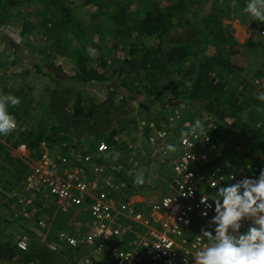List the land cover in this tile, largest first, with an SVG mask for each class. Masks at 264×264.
Masks as SVG:
<instances>
[{
    "label": "trees",
    "instance_id": "16d2710c",
    "mask_svg": "<svg viewBox=\"0 0 264 264\" xmlns=\"http://www.w3.org/2000/svg\"><path fill=\"white\" fill-rule=\"evenodd\" d=\"M20 1L0 0V27L3 23L11 22V18L17 20L21 17L22 12L18 9ZM76 1L79 0H42L52 15L43 21L38 32L43 40L53 39L51 44L57 53L60 54L65 46L67 52L69 50V54L75 56L76 65L72 74L64 72L61 66L54 63L48 65L52 72L65 77L73 85L62 87L60 81H55L58 92L50 98L44 116L45 120L55 122L25 133L21 126L28 115L27 106L21 101L24 100V90H16L5 79L0 80L3 93L10 92L22 98L18 106L9 108L18 125L7 135L6 142L10 146L16 148L25 142L26 148L37 150L38 156L41 152L39 149L45 148L50 160L56 163L60 162V157L70 160L72 154L82 149L83 156L92 155V162L107 169L105 174L111 177L115 186L120 187L123 198L144 194L149 188L147 177L144 175L143 185L133 183L141 164V153L133 149L136 142L130 140L116 144L115 137L122 134L125 120L128 119L123 109L126 101L135 100L134 96L147 95L151 102L162 104L163 108L186 104L192 111V114L186 115L187 119L192 115L199 119L201 115L205 125L214 126L210 144L216 148L227 150L231 140L237 144L247 142L246 150L235 151L230 162L235 171L241 168L246 176L259 174L264 168V111L258 112L257 106L263 108V104L257 99L258 96H245L243 90L242 94H237L230 84L233 77L239 79L238 69L231 66L227 52V48H233L236 43L220 16L224 18L228 10L224 13L220 10L228 7L232 0H223L220 10L216 4L219 0H175L167 7L157 6L151 0H136L137 5L133 8V0H105V6L101 0H80L81 5L94 7L95 11L90 16L99 19L96 25L97 39L84 34L74 36L75 47L71 49L72 37H67V30L70 21L76 18L73 16ZM236 2L231 8L232 14L243 6V1ZM206 4L210 7L205 8ZM104 22L108 24L107 27H104ZM107 30L112 34L110 51L115 57L109 55L108 58L101 48ZM150 39H155V42L148 46L145 41ZM89 45L98 50L95 56L85 51ZM15 47L14 43L11 49L16 53ZM54 50L46 55L52 58ZM13 65L14 61L8 67ZM177 65L179 68L173 71L172 67ZM33 68L37 74L44 69L41 59L33 64ZM263 75L264 71L256 70L254 77ZM85 88H97L99 92H104L106 98L102 101L94 99V96L84 92ZM86 95L90 102L88 105ZM120 95H123L122 98L115 103L114 97ZM146 106L142 104L143 111L148 109ZM147 119L145 116L144 120ZM109 126H112L110 132ZM101 142L107 144L109 149L97 155V146ZM113 151L120 154L116 161L106 155ZM56 154L60 155L57 159ZM1 158L10 161L9 165L15 163L17 173L12 176L14 184H1L0 181L1 186L6 192L18 191L27 167L18 158H11L7 146L3 144H0ZM162 169L168 171V168L159 166L158 172L164 179ZM114 194L111 192L110 196ZM36 198L30 204L22 205L15 197L7 198L0 192V264H76L74 259L87 250L91 252L94 246L70 248L58 243L57 233H74L73 226L67 224L71 223L72 213L56 212L54 206L44 204L40 195ZM12 204L18 213L11 208ZM19 210H23L24 214ZM73 215L77 219L86 216L84 212ZM39 221L46 224L45 229L38 226ZM13 231L29 232L42 239L43 243L32 248L27 244V249L21 251L16 246L18 240L12 241ZM47 243L57 245V249L51 251ZM108 245L103 244L105 248ZM90 261L96 262L94 257ZM97 264L115 263L105 256ZM137 264L148 263L143 261Z\"/></svg>",
    "mask_w": 264,
    "mask_h": 264
},
{
    "label": "built area",
    "instance_id": "2783aa9c",
    "mask_svg": "<svg viewBox=\"0 0 264 264\" xmlns=\"http://www.w3.org/2000/svg\"><path fill=\"white\" fill-rule=\"evenodd\" d=\"M171 117L172 124L162 123L145 136L153 155L160 158L168 171L163 172L166 194L143 210L136 209L125 200L127 197L120 195V187L105 174L107 169L103 165L91 161L92 155L72 154L71 159L81 163L76 166L64 157H60L59 163L51 161L45 148L46 152L23 175L18 194L11 197L24 205L40 195L44 204L54 206L56 212L72 215L84 212L87 224L82 232L74 224V233L61 231L56 235L58 243L67 247L94 246L115 264L143 261L194 264L190 254L208 243L199 232L191 234L194 217L204 211L199 203L201 193L213 194L216 190L208 184V179L215 178L217 182L223 179L220 181L223 185L246 175L241 168L235 171L230 161H222L220 149L210 144L212 124L203 127L202 132L199 129L194 132L193 126L179 115ZM148 128L145 121L139 124V131ZM168 144L176 145V151H167ZM17 149L21 153L27 151L25 144ZM108 149L107 144L99 143L97 155ZM84 166H88L87 171ZM232 174L235 180L231 181ZM111 192L115 194L110 196ZM207 211L208 216L202 215L204 220L214 214L211 209ZM38 226L46 228L43 221ZM108 243L105 248L103 244ZM16 246L25 251L27 242L20 239ZM47 246L51 251L57 249L53 243Z\"/></svg>",
    "mask_w": 264,
    "mask_h": 264
},
{
    "label": "rangeland",
    "instance_id": "374dc122",
    "mask_svg": "<svg viewBox=\"0 0 264 264\" xmlns=\"http://www.w3.org/2000/svg\"><path fill=\"white\" fill-rule=\"evenodd\" d=\"M151 1L156 3L157 6L159 5L161 7H167L175 2V0ZM236 1L232 0L229 3V6L223 7L222 10H220V7H222L223 0H219L218 2H216L220 12L224 13L228 10V12H226L227 15L224 14V18L223 15H220L222 17V23L228 26L229 32L234 39V42L239 43L241 46L239 47L236 45L233 48L226 47L229 54L231 66H236L238 69L237 74H239V79L233 77V79L230 80V84L237 90V94H242L241 90H243V94L245 96L251 95L255 97L258 96L261 92H264V75L260 76L259 78L254 77L256 70L264 71V35L261 34V32L264 31V22L254 21L251 17L244 13L243 8L245 6L246 0H241L243 1V6L239 9L238 12L232 14L231 8L235 3H237ZM101 3L104 6L106 5L105 0H101ZM132 3V8L137 5L136 0H133ZM75 4L76 7L74 9L76 13H74L73 16L76 18L70 21V27L68 26L69 29L67 30L68 34L66 33L67 37H72L70 47L71 49L75 47L76 41L75 39H73L74 36L81 37L84 34L86 37L92 36L93 38L95 37V39H97L96 25L99 24L98 18L93 19V17L90 16V14L95 11L94 7L92 8L91 6L88 7L85 5H81L80 0L78 2L76 1ZM208 7H210V5L206 4L205 8ZM18 9L22 12L21 17L17 20L11 18V22L3 23V26L0 27V80L5 79V82L9 84L10 87H14L16 90H24V100H21L22 98L20 100L25 106H27L28 115L25 120L21 122V126L24 129L25 133H27L38 130L39 126H49L55 122V120L47 121L44 119L47 109L46 105L48 104L53 94L58 92V87H56L55 81H60L62 87L73 86L71 82L65 77L58 76L56 72H52L48 65L50 63L59 65L64 72L69 74L74 73V71L76 70V65L75 56L69 54L70 52L69 50L67 52L65 46L60 50V54L57 53L53 49V45L51 44V40L53 39H51L50 41L43 40L41 37V33L38 32L39 28H42L43 21L48 17H51L52 15V13L50 12V8L47 9L46 5L42 4V0H21ZM101 11H103V9ZM199 16H201V14ZM103 25L104 27H107L108 24L104 22ZM109 32L110 30H107V32L105 33V40L101 44V48L108 58L109 55L115 57V55L112 54L113 51H110L113 40L111 37L112 34ZM63 36H65V33ZM62 42H64V39L62 40ZM154 42L155 39L145 41L146 45L148 46H150V44H153ZM14 43L16 45V53L11 49V46ZM51 50H54L52 58L46 55ZM40 59L44 69L37 74L35 72V69L33 68V64L38 63ZM13 61L15 62V65L8 67V64ZM178 68L179 65L173 66L172 70L176 71ZM244 83L248 84L249 86H245ZM112 84L114 85V83ZM97 88H85L84 92L89 93L91 96H94V99L102 101L106 98V96L104 92H99ZM0 92L2 91L0 90ZM15 92L16 91L14 90V93ZM143 92H145V90H143ZM13 95L17 96L16 94ZM121 96L123 95L114 97V102L117 103L119 99L122 98ZM134 99L135 100L126 101L124 105V114L127 115L128 119L125 120V127L121 131L122 134H118L115 137V140L117 141L116 144H121L124 141L134 140L138 144V148L141 150L139 151L141 153L139 159V162H141V164L136 170V175L139 172H143V174L147 177L146 183L149 184V188L146 193L144 192V194L138 195L142 198V201L139 202V204L146 206L156 201L161 195L166 194L165 192L167 190L166 188H164V184L166 183L164 180L165 178L163 179L161 177L162 174L158 172L159 166L161 165L158 162L160 160L158 158L156 159L157 156L155 157L149 151V149H147L143 145L144 142L142 140V137H140V131L138 127L139 122L144 121V117L147 116L149 120H151L150 125L152 127L157 126V124L159 125L162 121L164 124H172L171 116L179 115L188 124L194 126V122L195 120H197V117L192 115L187 119L186 115L192 114V111L191 109L186 107V104L184 103H180L177 105L175 104L173 106L163 108L161 106L162 104L156 105V103L151 102V98H147V95L134 96ZM143 103L147 104L148 106V109L146 111H143ZM88 104H90V102H88L87 96L86 105ZM199 120L201 121L202 127H206L204 120L201 119V115ZM111 128L112 126H109V132ZM86 137L88 138L87 135ZM6 138L7 136H0V144L6 145L11 158H18L20 163L26 166L27 169H29V167L43 154V152H46L39 149L41 152L38 156L37 150L27 148L28 150L26 152L21 153L17 149V147L15 148L10 146L11 144L9 142H6ZM15 139L17 142H19L18 138ZM84 140L86 139L84 138ZM21 143L27 145V143L25 142ZM230 144L231 145L227 147V150L223 151L221 147L218 148L220 149V153L222 152V161H230L231 158L235 156V151H238L240 149L246 150L247 142L244 143L242 141L240 144H237L235 140H231ZM79 150L80 151H77L74 154L78 153L82 156V149ZM59 156L60 155L56 154L55 159H57ZM69 161L72 165L77 166L80 164L81 166L80 162L76 163L75 161H73V159H70ZM9 163L11 162L8 160L3 161L2 158L0 159L1 184H14V179L12 178V176H16L17 174L14 169L15 163H13V165H9ZM87 168L88 166L86 167V169ZM1 184L0 192L6 195L7 198H12L11 196L18 194L15 190H13L12 192L4 191ZM227 184H229V182H225L223 185ZM131 198H134L133 195L130 196L129 199ZM135 207L138 210L141 209L139 205ZM11 208L14 210V212L18 213L14 204L11 205ZM19 213H23V210H19ZM74 216L75 215L70 216L71 223L67 222V224L73 226V229L76 225L79 231L82 232L85 229L87 222L85 218H78L79 220H76L77 218H74ZM30 218L32 217L30 216ZM30 218L28 217V220H30ZM203 218L204 216H202L201 214L194 217L193 224L191 226V234H195L197 232L201 234V227L207 225L208 223V220H204ZM8 235L9 233H7L6 236ZM20 239L25 240L28 246H30L31 248L40 246L43 243L42 239H38L35 236H32L29 232L13 231L12 241L14 242ZM93 257L97 263H100L105 257V254L101 252V250H96V248L93 247L91 249V252L90 250H87L80 257H78V259L75 258L74 260H76V264H88L91 262L90 260ZM146 263L151 264L148 261H146Z\"/></svg>",
    "mask_w": 264,
    "mask_h": 264
},
{
    "label": "clouds",
    "instance_id": "9594fccd",
    "mask_svg": "<svg viewBox=\"0 0 264 264\" xmlns=\"http://www.w3.org/2000/svg\"><path fill=\"white\" fill-rule=\"evenodd\" d=\"M243 11L254 21L264 22V0H246ZM85 51L95 56L98 50L89 45ZM257 99L264 104V92ZM20 103L18 96L0 92V136L9 135L17 127L15 115L9 108ZM257 111L264 108L257 106ZM197 129L203 131L199 119L195 120L192 130ZM166 149L175 152L176 145L168 144ZM106 155L116 161L120 154L113 151ZM232 180L235 174L231 175ZM220 181L210 177L208 184L215 192L200 196L199 203L204 208L201 215L208 216L209 209L214 214L207 225L201 227V235L208 243L190 254L194 264H264V168L255 177L245 176L227 185H220ZM133 183H145L143 172L134 177Z\"/></svg>",
    "mask_w": 264,
    "mask_h": 264
},
{
    "label": "crops",
    "instance_id": "0c3cea01",
    "mask_svg": "<svg viewBox=\"0 0 264 264\" xmlns=\"http://www.w3.org/2000/svg\"><path fill=\"white\" fill-rule=\"evenodd\" d=\"M236 41V40H235ZM236 43V45L237 46H239V47H241L240 46V44L239 43H237V42H235ZM145 122H147L148 123V126H149V128L148 129H144L143 131H140V137H142V140H143V145H144V147H146L147 149H149V151L152 153V151H151V149L149 148V146H148V144H147V142H146V140H145V136H146V134L150 131V129L151 128H153V129H156V128H158L162 123H163V121L158 125L157 124V126H154V127H152L151 125H150V121L151 120H149V118L147 119V120H144ZM141 122H139V124H140ZM139 127V126H138ZM176 129H178V126H176ZM146 132V133H145ZM130 147H131V145H130ZM141 147V146H140ZM144 147H142V148H144ZM133 149H137V150H139V151H141L139 148H138V144L136 143L135 144V147L133 146ZM46 151H47V149H46ZM48 152V151H47ZM153 154V153H152ZM155 156V155H154ZM156 157V156H155ZM158 157H156V159H157ZM159 160H160V158H158ZM161 161V160H160ZM160 161H158L159 162V164H161V162ZM161 166V165H160ZM164 170L165 169H162V172H164ZM166 193V192H165ZM133 197L134 198H131V199H129L130 198V196H129V198L128 199H125V200H128L130 203H133V206L135 207V206H137V205H139L140 206V210H143L144 208H146V207H148L149 205H146V206H143L142 204L140 205L139 204V202H141L142 201V198L140 197V196H138V195H133ZM136 208V207H135ZM126 224H129L128 222H125ZM206 238V237H205ZM207 239V238H206Z\"/></svg>",
    "mask_w": 264,
    "mask_h": 264
}]
</instances>
